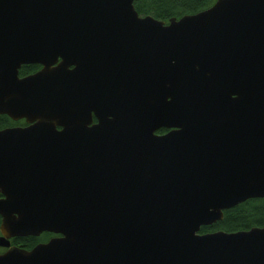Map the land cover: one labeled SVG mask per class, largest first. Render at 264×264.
<instances>
[{"label": "water", "instance_id": "95a60500", "mask_svg": "<svg viewBox=\"0 0 264 264\" xmlns=\"http://www.w3.org/2000/svg\"><path fill=\"white\" fill-rule=\"evenodd\" d=\"M134 2L0 0V264H264V227L201 234L264 199V0Z\"/></svg>", "mask_w": 264, "mask_h": 264}, {"label": "trees", "instance_id": "16d2710c", "mask_svg": "<svg viewBox=\"0 0 264 264\" xmlns=\"http://www.w3.org/2000/svg\"><path fill=\"white\" fill-rule=\"evenodd\" d=\"M217 0H135L134 6L141 16L169 22L172 18L199 13L210 8ZM1 225V217H0ZM253 227H264V199L249 200L224 213V220L210 227H204L201 234L215 231L234 233L250 230ZM50 234L34 238H15L14 246L31 250L42 241L49 239Z\"/></svg>", "mask_w": 264, "mask_h": 264}, {"label": "flooded vegetation", "instance_id": "af4514ba", "mask_svg": "<svg viewBox=\"0 0 264 264\" xmlns=\"http://www.w3.org/2000/svg\"><path fill=\"white\" fill-rule=\"evenodd\" d=\"M42 68H43V66L40 64L23 65L21 67V69L19 70V78L24 79L26 77L34 75L35 73L40 71ZM94 122L95 123L97 122L95 118H94ZM28 126H30V123H28L27 119H25V118L19 119V120H14L8 115L0 114V131L5 130V129H12V128H26ZM170 131L171 130H169V129L162 128V129L158 130L156 132V134L162 136V135H166ZM1 222H2V220H1ZM44 234H50L51 236L49 237L48 240L42 241L41 243L48 242L51 238L56 237L55 234H51V233H44ZM0 235H1V233H0ZM43 235H41V236H43ZM11 243H12V241H11ZM5 251H6V249L0 248V253H3Z\"/></svg>", "mask_w": 264, "mask_h": 264}]
</instances>
